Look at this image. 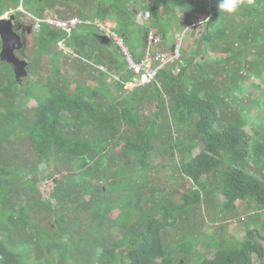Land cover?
I'll return each mask as SVG.
<instances>
[{"label":"rangeland","instance_id":"374dc122","mask_svg":"<svg viewBox=\"0 0 264 264\" xmlns=\"http://www.w3.org/2000/svg\"><path fill=\"white\" fill-rule=\"evenodd\" d=\"M124 2L127 4L129 0H124ZM132 2L134 3V0L129 3L130 7ZM111 4L110 2L105 5ZM90 5L86 6V10L93 7ZM119 5L123 8V1L116 2L111 11L115 13V10L119 9ZM14 7H16L15 0H0V9L9 8L2 15L3 17L14 14L23 25L25 24L21 34L24 47L22 53L15 52V54L20 59H25L28 64L27 76L19 78L17 81L14 72L9 74L8 64L0 62V86L5 94L0 99V149L3 154H0V167L4 166L6 168L4 171L7 172L0 173V241L6 248L15 251L20 256L22 264H125L127 262L126 252L134 246L136 232L142 231L146 222L152 217L161 219V215H165V212L169 216L173 214L176 218L173 227L167 229V232L162 235L163 247L169 264H199L205 257L209 258L214 255L215 247L219 245L221 239H225L224 246L227 247V244L235 243V239L230 236L242 238L246 223L250 224L249 228L256 226L260 235L264 234V208H255L254 213L252 211L254 203L249 204V201L236 200L234 209H224L215 215L216 202L214 198L216 197V200L220 202L223 201V196L217 191L215 194H211L213 192L203 193L204 203L199 204L195 211L192 208L172 211L171 207L164 210V207L172 206L174 202L181 203L180 195L187 192L191 186L190 180L186 179L178 170V163L174 160L168 161L169 155L166 150L173 147L177 139L167 138V136L160 138L163 141H154V138H151L150 143H154V146L147 157L145 156L148 164L146 168H143L139 162L133 161H137L140 153L131 151L127 157L124 156L123 146L126 145L127 140L120 138L116 144L108 143L112 149L106 150L108 152L106 153V165L101 168L92 165L89 167L92 171V176L87 179L90 183L89 187L83 188L81 183L72 182L70 177L65 176V173L72 169L67 168L69 165L64 162L58 164V172H53L54 174L52 173L49 178L37 182L36 187L32 177L38 173L40 176L50 172L54 160L47 162L48 164H40L41 167L39 168L38 165V169H36L37 155L29 145L26 133L34 121L35 106L50 95L49 86H52V81L48 80L49 77L55 81L62 78V82L69 89L75 87L77 83H81L85 87L99 89L95 100L96 103H102L105 112L111 111L109 107H113L114 111L117 109L118 112L124 106L131 107L130 124H127L121 116L119 121L116 119L114 122L117 123L121 134L130 130L131 136L137 140L134 130L144 131L147 119L152 120L156 110L160 111L156 128L157 125L162 129L165 128L162 116L165 114L171 119L173 100L164 87L161 88L164 102L162 110L157 105V98L153 99L155 92H143L145 90L143 86L136 88L134 94H127L132 92L134 87L129 83H126L123 88L117 86L118 75L124 74L121 70L110 74L107 78L109 83L105 81L106 88H108V93H106L107 90L104 91V86H102L103 78L97 70L102 67L88 64L89 66L86 68L77 61L79 59H76L77 55L73 53L72 49L61 41L57 42V45L50 44L47 52L38 56L39 53H35V51H37L36 40L39 31L33 26V17L26 12L25 8L28 9L26 3L23 6L20 4L18 7ZM207 10H210L209 7ZM61 11H64V5L57 1L54 6L44 10V15L53 14L59 17L58 13ZM144 11L138 9L135 12L133 24L122 28L126 34V44L134 47L141 46L145 30L158 29L157 32L162 34L161 28L164 39L159 44H152L149 52L169 50L173 42V28L180 24L176 30L185 29L184 19L187 20L189 16L188 11L181 5L174 8L173 11L181 17L179 24L177 22L174 24L173 20L153 19L150 16V21L148 19L142 23L139 19L140 14ZM220 11L224 12L227 20L232 18V21L230 20L228 23V26L231 25L228 39L224 42L221 40H216L214 43L213 41L208 42L206 43L207 50L204 49L203 53L196 52L197 44L200 43L204 33L205 21L210 16L208 13H204L200 16L199 24L197 23L192 33H190L191 25L178 35V42L182 38L179 44L180 57L166 67L176 74L180 66H185L186 60L190 56H194L190 63H192L191 67L195 73H198V69L205 71L219 67L223 70L228 66V76L231 80L224 81L222 79L223 72L218 75L219 77L217 76L222 83L226 105H216L215 111L217 113H222V110L228 112L224 120L228 117L230 119H227L231 121L234 114L239 115L238 121L235 122L238 124L247 119L243 128L256 140L264 142V119L262 116L256 117L260 113L259 108L252 106L247 109V104L258 103L256 97L264 87V43L259 41L262 36H258L254 31L259 29L258 19L261 17L250 18V15L246 16L241 8L235 13H228L221 9ZM71 17L74 16L70 15L69 18ZM175 20L177 21L178 17ZM115 21H121L116 14L114 18L104 20L86 19V23H90L89 25L92 26L96 25L101 29L100 43L111 39H108V33L116 26ZM235 24L236 28H233ZM43 26L47 25L43 23ZM238 26V31H247L246 39L242 40L235 36ZM94 36L98 39L96 35ZM86 42L95 55L102 53V60H107V55L110 53L97 40L89 38V41L86 40ZM208 46L212 47L208 49ZM222 48L223 50L227 48L231 59H226ZM111 49L112 53H116L114 47ZM59 51L64 52L62 58L58 60L62 67V74L52 72V67L57 61L55 55ZM230 62L234 64L231 65ZM186 65L188 66V62ZM187 71L190 75V71ZM184 79L191 83L189 76ZM224 79H226L225 75ZM233 83L240 87L233 88L230 92L228 87ZM186 85L189 87L188 84ZM150 86L152 87V85ZM146 87L149 88V85ZM230 94L237 97L238 100L240 99L239 102L237 99L233 100ZM141 95L143 98L139 99ZM229 108L231 112L233 111L232 115L227 110ZM126 116L129 117V115ZM135 116L139 118L138 124L134 122ZM250 118L251 121H249ZM166 126L169 130L168 125ZM176 127L177 130L181 128L177 124H172L170 128L175 129ZM183 127L182 135H185V131L188 134L193 129L188 121L184 122ZM147 130L149 128L145 129V131ZM170 132L177 131L171 130ZM134 138L132 141H136ZM142 140H146L145 136L139 138L137 144H140ZM119 147H121L120 150H118ZM198 150L199 147L196 146L192 153L195 154ZM175 153V160L179 162L181 154L178 148ZM130 160L132 162L126 165ZM103 163L105 161H102ZM163 163L169 165L166 167ZM159 165L161 169H159ZM26 173L28 174L25 175ZM54 175L56 177L63 176L65 186L69 188L68 192H72L68 201L61 202L53 197L51 199L56 202L50 204V199L41 197H44L54 185ZM101 176H104L105 179H102ZM94 186H99V191H84L85 193L82 191ZM18 190L21 193L16 194ZM22 194L24 198H22ZM28 197L30 198L29 202H27ZM25 199L27 201H24ZM60 214L64 215V221L56 222V217ZM18 216L20 217L17 218ZM227 237L229 238L227 239ZM258 241L264 245L263 240L259 239ZM260 262L264 264V257L258 258L253 254L251 264Z\"/></svg>","mask_w":264,"mask_h":264},{"label":"trees","instance_id":"16d2710c","mask_svg":"<svg viewBox=\"0 0 264 264\" xmlns=\"http://www.w3.org/2000/svg\"><path fill=\"white\" fill-rule=\"evenodd\" d=\"M57 1L64 5V11L58 13L61 18H69L71 15L82 20H86L87 18L104 20L114 18L116 14L121 21H115L116 26L114 29L125 41L126 34L123 32V29L129 24H133L135 12L138 9L147 11L153 19L173 20L174 24L176 22L179 24L181 17L173 10L176 6L181 5L189 13L187 22L192 25L191 32L194 31L200 20V16L208 13L210 16L205 21L203 36L196 47V52L198 53H203L204 49L207 50L206 43L208 42L213 41L214 43L216 40L226 41L229 37L228 32L231 26H228V23H230V20L232 21V18L227 20L224 12L218 8L219 0H134L131 7L129 6L131 0L127 4H125L124 0H15V6L18 7L20 4L23 6L26 3L28 7V9L25 8L26 12L30 13L33 18H41L44 10L54 6ZM118 1H123L124 6L121 8L119 5V9L113 13L111 9ZM110 2L112 3L111 5H105ZM243 3L245 4H241L240 8L243 9L246 16L249 14L250 18L261 17L258 19L259 29L253 30L258 36H262V39L259 41L264 43V0H251V2L243 0ZM90 4L93 7L86 10V6ZM255 5L258 6L254 7ZM207 7L210 10H207ZM8 9H0V15ZM177 17L178 20L176 21L175 18ZM89 24L86 22L78 24L69 35L63 30H55L48 26H43L37 36V51L35 53H39L38 56L41 53L45 54L50 44L57 45V42L63 41V44L72 49L73 53L77 55L76 59H79L77 61L82 63L86 68H88V64L102 66V68H97V70L103 78L102 86H104V91L107 90L106 93H108L105 81L107 83L110 82L107 78L111 73L126 69L125 61L119 48L111 40L99 42L101 30L96 25L92 26ZM179 25H175L173 33L178 32L176 29H178ZM150 26L152 25L150 24ZM233 28H236V24ZM238 28L239 26L237 27L235 36L239 39L242 38V40L246 39L245 33L247 31H238ZM147 30H145L144 36ZM160 31L163 34L161 28ZM179 31H181V28ZM242 33L244 34L242 35ZM92 34L96 35L98 39ZM89 38L97 40L104 49L109 51L110 54L107 55L106 61L102 60V53L95 55L86 42V40L89 41ZM230 38L232 37L230 36ZM112 47L115 48L117 54L115 52L112 53ZM211 47L208 46V49ZM133 50L134 46H131V51L133 52ZM223 51L226 59H231L227 48ZM63 53V51L56 52L57 61L52 67L53 73L59 72L62 74V67L59 65L58 60L62 58ZM133 54L135 58L142 56L136 55L134 52ZM193 58L194 56H190L186 60L188 66L186 63L185 66H180L176 74L172 73L166 67L167 65L162 67L158 71L154 81L136 86L132 88V92L127 93L134 94L136 88H142L143 86L145 89L143 92H155L153 99L157 98V105L161 110L164 106L161 96L162 87L166 89L173 100L171 119L165 116V114L162 116L165 128L162 129L158 125L156 128L158 115L160 114V111L156 110L154 118L152 120L147 119L148 122L145 127L149 128V130L145 131L146 128L144 131L134 130L138 140L131 136L130 130H126V133L121 134L117 123L114 122L116 119L119 121L121 116L127 124H130L131 107L124 106L119 112L116 107H114L115 111L113 107H109L112 113L105 112L103 111L104 107L102 103H96L95 100L99 89L85 87L81 83H77L75 87L69 89L62 82V78L55 81L49 77L48 80L52 81V86H49L50 95L35 106L36 109L33 112L34 121L30 130L26 133V137L29 145L37 155L36 169H38V165L40 168V164H46L51 160H54V165L51 171L45 175L39 176L40 173H38L36 176H33L32 181L34 185L37 187V182L49 178L53 172H58V164L64 162V164L69 165L67 168L72 169L70 172L65 173V176L70 177L72 182L81 183L83 188L89 187L90 183L87 179L92 176V171L89 167L92 165L101 168L103 165H106V153H108L106 150L108 148L112 149V146H109L108 143L112 142L116 144L120 138L127 140L126 145L123 146L124 156L127 157V154H130L131 151L140 153L137 161H133L135 163L139 162L143 168H146L148 165L146 157L154 146V143H150L151 138H154V141H163L160 138L167 136V138L177 139L175 140L174 148L171 147L166 150L169 155L168 161L174 160L178 163V170L186 179L190 180L191 186L187 192L180 195L181 203L174 202L172 206L164 207V210L171 207L172 211L178 209L189 210L190 208L195 211V208L199 204L204 203L202 198L203 193L213 192L211 194H215V191L220 192L223 196L222 202L216 200V197L214 198L216 202L215 215L224 209H234V202L236 200L249 201V204L251 202L254 203L253 209L251 208L254 213L255 208H264V142L256 140L243 128L245 126L244 122L248 121L247 119L238 124L235 122L238 121L239 115L234 114L230 121L228 117V119L224 120L228 112L222 110V113H217L215 111L216 105H226V97L223 94L222 83H220L218 75L223 72L222 79L224 81L227 79L231 80L228 76V66L223 70L219 67L205 71L198 69V73H195V70L191 67L192 63H190ZM3 63L8 64L10 68L9 74H11L13 66L6 62ZM230 63L231 65L234 64L233 62ZM110 64L112 65L110 66ZM187 70L190 71V75ZM126 71L128 74L124 76L118 75L116 82L119 88H123L124 82L127 83L129 80L131 73L127 69ZM224 75L226 79H224ZM188 76L191 83L186 82L187 80L184 79L188 78ZM147 85H149V88L146 87ZM236 87L240 86L233 83V85L228 87V90L232 92V89ZM4 95L3 88L0 86V99ZM149 96L151 97V94ZM231 96L233 100L237 99V102H239L240 99L238 100L234 95ZM142 98L141 95L139 99ZM256 100H258V103L247 104V109L256 106L260 111L256 117L262 116L264 119V87H262L261 93L258 94ZM227 110L230 111V115L233 114L230 108ZM126 115H129V117ZM185 121H188L193 129L188 134L185 131V135H182L181 132L184 131L183 124ZM249 121H251V118ZM134 122L138 124L139 118L135 116ZM172 124H177L181 128L179 130H177V127L172 129L170 128ZM166 125H168L170 131L177 132L171 133L167 130ZM143 136H145L146 140H142L140 144H137L139 138L141 139ZM133 138L136 141H132ZM179 138L180 140H178ZM196 146L199 147V150L193 154L192 150ZM113 148L115 147L113 146ZM176 148H178L181 154L179 162L175 160ZM120 149L121 147L118 150ZM0 154H2L1 149ZM102 161H105V163L102 164ZM131 162L132 160L128 161L126 165ZM249 163L251 164L248 165ZM160 165L159 169H161ZM163 165L167 167L169 164L163 163ZM4 169L6 168L1 166L0 173H7ZM252 169L253 171H251ZM62 178L63 176L56 177L54 175L52 191L48 196H41L42 198L50 199V204H55L56 202V200L51 199L53 197L61 202H65V200L68 201L72 194V192H68L69 188L65 186L64 179ZM101 178L105 179L104 176H101ZM209 185L211 187H208ZM98 187L94 186L90 187L91 189H83L82 191H99L100 188L98 189ZM17 193H21V191L18 190ZM22 198H24V195ZM24 201L27 200L25 199ZM29 201L30 198L28 197L27 202ZM175 220V216L173 214L169 216L167 212H165V215H161V219L157 217L149 219L146 222L145 228L142 231L136 232L134 246L126 252L127 262L125 264H169L166 251L163 247L162 235L164 232H167V229L173 227ZM58 221H64L63 214L56 217V222ZM245 225V232L242 238L230 236V238L235 239V243L227 244V247L224 246L225 239H221L219 245L215 247L214 255L209 258L205 257L199 264H251L253 254L258 258H263L264 245H261L258 240L264 241V234L260 235L256 226L249 228L250 224L246 223ZM0 264H22L20 256L15 251L6 248L1 241Z\"/></svg>","mask_w":264,"mask_h":264},{"label":"built area","instance_id":"2783aa9c","mask_svg":"<svg viewBox=\"0 0 264 264\" xmlns=\"http://www.w3.org/2000/svg\"><path fill=\"white\" fill-rule=\"evenodd\" d=\"M149 13L144 11L140 14L139 21L145 23L149 19ZM42 21H44L49 27L55 29H62L67 33L75 27L80 20L77 18H69V19H61L57 18L52 14H47ZM40 27L39 20L35 23V28L38 30ZM108 37L111 38L113 43L119 48L126 65V69L132 74L133 78L130 82L132 87H136L139 85L148 84L154 81L157 77L158 71L164 67L165 65L174 62L179 57V47L175 46L173 50L167 52H146L139 58H135L131 50L125 44L124 38L119 35L114 30H111L108 33ZM147 40L149 43H157L160 38L153 32H149L147 35ZM53 186L50 190L45 194L48 196L52 190Z\"/></svg>","mask_w":264,"mask_h":264},{"label":"water","instance_id":"95a60500","mask_svg":"<svg viewBox=\"0 0 264 264\" xmlns=\"http://www.w3.org/2000/svg\"><path fill=\"white\" fill-rule=\"evenodd\" d=\"M14 15L9 17H0V59L3 62L9 63L13 66L15 78H23L27 76V64L25 59H20L16 56L15 50L24 47L21 35L15 30L12 21Z\"/></svg>","mask_w":264,"mask_h":264},{"label":"clouds","instance_id":"9594fccd","mask_svg":"<svg viewBox=\"0 0 264 264\" xmlns=\"http://www.w3.org/2000/svg\"><path fill=\"white\" fill-rule=\"evenodd\" d=\"M249 2H251V0H249ZM243 3V0H219V3H218V8L219 9H221V10H224V11H227L228 13H235V12H237L238 11V9L241 7V4ZM4 14V13H3ZM2 14V15H3ZM2 15H0V17L2 16ZM12 15H14V14H12ZM53 15V14H52ZM10 15H8V17H9ZM46 15H44L43 14V16L41 17V18H38V17H34L33 18V23H34V27H35V23H36V21L37 20H39V22H40V27H39V29H38V31H40L41 30V28H42V24L44 23V24H46L44 21H42V19L45 17ZM3 17V16H2ZM56 17V16H55ZM6 18H7V16H6ZM14 18H15V15H14ZM57 18H59V17H57ZM71 18H76V17H71ZM61 19H69V18H61ZM77 19H79L80 20V23H82V22H86V20L85 21H82L80 18H77ZM14 20V19H13ZM149 21H150V17H149ZM148 21V22H149ZM147 22V23H148ZM80 23H78V24H80ZM77 24V25H78ZM47 25V24H46ZM76 25V26H77ZM48 26V25H47ZM49 27V26H48ZM51 28V27H50ZM74 28V27H73ZM36 29V28H35ZM51 29H55V28H51ZM100 29V28H99ZM188 29V27L186 26L185 27V29L184 30H182V31H178V32H175L174 33V35H175V43L173 44V46H172V48H171V50H173V48L175 47V46H178L179 47V57H180V41L182 40V38L179 40V42L177 41V38H178V35L180 34V33H182V32H184V31H186ZM37 30V29H36ZM55 30H62V29H55ZM101 30V29H100ZM114 30V29H113ZM64 31V30H63ZM72 31V30H71ZM70 31V32H71ZM115 31V30H114ZM66 32V31H65ZM116 32V31H115ZM147 33H145V38H146V42H147V45H152V44H157V43H159V42H161L162 41V38H161V35H159V34H157V33H155V32H153V31H149V29L146 31ZM149 32H153V33H155L157 36H159V38H160V40L157 42V43H149L148 42V40H147V35H148V33ZM19 33V32H18ZM67 33V32H66ZM191 33V32H190ZM20 35L22 34V33H19ZM68 35L70 34V33H67ZM22 36V35H21ZM180 37V36H179ZM108 39H110L109 37H108ZM111 40V39H110ZM125 40V39H124ZM62 43H63V41H61ZM113 42V41H112ZM177 42V43H176ZM125 44H126V41H125ZM127 45V47L129 48V46H128V44H126ZM0 46H1V40H0ZM21 49H23V48H21ZM21 49H19V50H21ZM130 49V48H129ZM131 50V49H130ZM171 50H169V51H171ZM18 50H15V52H17ZM120 51V50H119ZM132 52V51H131ZM147 52H149V50L147 51ZM161 52H167V51H161ZM121 53V52H120ZM133 53V52H132ZM146 53V52H145ZM144 54V53H143ZM142 54V55H143ZM134 55V54H133ZM123 57V56H122ZM179 57H178V59H179ZM178 59H176V60H178ZM123 60H124V58H123ZM175 60V61H176ZM173 63V62H172ZM170 64V63H169ZM168 65V64H167ZM126 66V65H125ZM166 66V65H165ZM164 66V67H165ZM102 67V66H101ZM14 72V71H13ZM15 75V74H14ZM132 78H133V76H132ZM17 80V79H16ZM132 81V79L130 80V81H128L129 82V84H130V82ZM127 82V83H128ZM124 84H126V82H124Z\"/></svg>","mask_w":264,"mask_h":264},{"label":"crops","instance_id":"0c3cea01","mask_svg":"<svg viewBox=\"0 0 264 264\" xmlns=\"http://www.w3.org/2000/svg\"><path fill=\"white\" fill-rule=\"evenodd\" d=\"M182 7V6H181ZM183 8V7H182ZM184 23H185V25L187 26V27H190L191 26V24H189L188 22H187V20H185L184 21ZM149 31H153V32H156L157 33V31L155 30V29H153V28H149ZM191 31H192V29H191ZM192 33V32H191ZM157 34H159V35H161V38H162V41H163V35L162 34H160L159 32L157 33ZM161 41V42H162ZM160 43V42H159ZM159 43H157V44H159ZM175 43V35H174V33H173V42H172V45H171V47H170V49L169 50H171V48H172V46H173V44ZM156 45V44H155ZM150 46L151 45H147V42H146V38H145V36H144V40H143V43H142V45L141 46H137V47H134V50H133V52L136 54V55H142L143 53H145V52H147L148 50H150ZM129 48L131 49V46H129ZM133 49V48H132ZM169 50H166V51H169ZM120 71V70H119ZM121 71H123L124 72V74L122 75V76H124L125 74H128L127 73V71H126V69H123V70H121ZM130 74V73H129ZM132 79V76H131V74L129 75V80L128 81H130ZM127 81V82H128ZM129 83V82H128ZM25 175H27V174H25Z\"/></svg>","mask_w":264,"mask_h":264},{"label":"flooded vegetation","instance_id":"af4514ba","mask_svg":"<svg viewBox=\"0 0 264 264\" xmlns=\"http://www.w3.org/2000/svg\"><path fill=\"white\" fill-rule=\"evenodd\" d=\"M12 24L14 25V28H15V30L17 32L23 33L25 24L23 25V23L18 18L15 17L14 20L12 21ZM17 52H21L22 53L21 50H18Z\"/></svg>","mask_w":264,"mask_h":264}]
</instances>
